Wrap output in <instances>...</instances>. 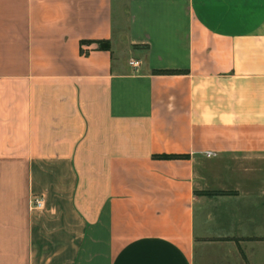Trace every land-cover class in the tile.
Returning a JSON list of instances; mask_svg holds the SVG:
<instances>
[{"label":"crops","instance_id":"1","mask_svg":"<svg viewBox=\"0 0 264 264\" xmlns=\"http://www.w3.org/2000/svg\"><path fill=\"white\" fill-rule=\"evenodd\" d=\"M0 264H264V0H0Z\"/></svg>","mask_w":264,"mask_h":264},{"label":"trees","instance_id":"2","mask_svg":"<svg viewBox=\"0 0 264 264\" xmlns=\"http://www.w3.org/2000/svg\"><path fill=\"white\" fill-rule=\"evenodd\" d=\"M91 42H95V43H105V41H96V40H94V41H91V40H81L80 42H79V52H80V54H85L86 53V51H83L82 50V48H81V46H82V44H87V43H91ZM99 47V46H98ZM97 47V48H98ZM101 48V47H100ZM159 72H168L167 70H159ZM154 157H156V158H163V159H166V158H175V157H177V155H172V154H159V155H154Z\"/></svg>","mask_w":264,"mask_h":264},{"label":"built area","instance_id":"3","mask_svg":"<svg viewBox=\"0 0 264 264\" xmlns=\"http://www.w3.org/2000/svg\"><path fill=\"white\" fill-rule=\"evenodd\" d=\"M128 64L131 65V66H136L137 61L136 60H129L128 61ZM204 155L208 157V156H213L214 153L213 152H210V151H205L204 152ZM32 203H33V206L35 208H39L41 206V199L34 198L33 201H32Z\"/></svg>","mask_w":264,"mask_h":264},{"label":"rangeland","instance_id":"4","mask_svg":"<svg viewBox=\"0 0 264 264\" xmlns=\"http://www.w3.org/2000/svg\"><path fill=\"white\" fill-rule=\"evenodd\" d=\"M117 17H118V15H117ZM116 19V18H115Z\"/></svg>","mask_w":264,"mask_h":264}]
</instances>
